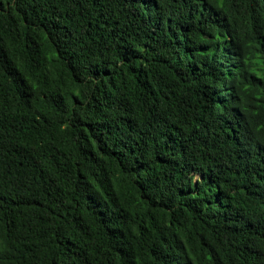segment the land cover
<instances>
[{
	"label": "trees",
	"instance_id": "16d2710c",
	"mask_svg": "<svg viewBox=\"0 0 264 264\" xmlns=\"http://www.w3.org/2000/svg\"><path fill=\"white\" fill-rule=\"evenodd\" d=\"M0 264H264V0H0Z\"/></svg>",
	"mask_w": 264,
	"mask_h": 264
}]
</instances>
